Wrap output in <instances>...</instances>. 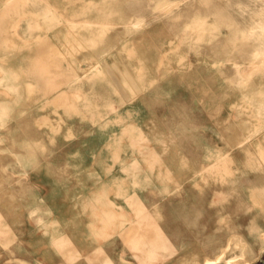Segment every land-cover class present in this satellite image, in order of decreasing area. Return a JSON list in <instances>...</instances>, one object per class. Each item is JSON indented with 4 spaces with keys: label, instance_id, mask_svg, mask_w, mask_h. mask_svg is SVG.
I'll use <instances>...</instances> for the list:
<instances>
[{
    "label": "rangeland",
    "instance_id": "374dc122",
    "mask_svg": "<svg viewBox=\"0 0 264 264\" xmlns=\"http://www.w3.org/2000/svg\"><path fill=\"white\" fill-rule=\"evenodd\" d=\"M0 264H264V0H0Z\"/></svg>",
    "mask_w": 264,
    "mask_h": 264
}]
</instances>
